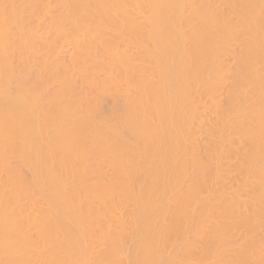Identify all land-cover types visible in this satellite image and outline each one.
I'll use <instances>...</instances> for the list:
<instances>
[{"label":"bare ground","instance_id":"1","mask_svg":"<svg viewBox=\"0 0 264 264\" xmlns=\"http://www.w3.org/2000/svg\"><path fill=\"white\" fill-rule=\"evenodd\" d=\"M0 264H264V0H0Z\"/></svg>","mask_w":264,"mask_h":264},{"label":"rangeland","instance_id":"2","mask_svg":"<svg viewBox=\"0 0 264 264\" xmlns=\"http://www.w3.org/2000/svg\"><path fill=\"white\" fill-rule=\"evenodd\" d=\"M70 48V47H69ZM69 48H67V49H69ZM65 49V48H64ZM66 50V49H65ZM70 51L69 52H72L71 51V48L69 49ZM65 52H67V51H65ZM65 52H64V50H63V53L61 54V55H63L62 56V59H63V61L64 62H66V59L65 58H67L68 57V52L66 53L67 55L65 56ZM60 55V56H61ZM71 55V54H70ZM69 55V56H70ZM64 57V58H63ZM61 58V57H60ZM34 72H36V70L34 71ZM58 72H59V74H62V67H60L59 69H58ZM37 73V72H36ZM37 75V74H36ZM76 76V75H75ZM75 79V82H76V85L78 86V81H77V79L76 78H74ZM85 88V87H84ZM87 88V87H86ZM88 90H89V88H87ZM88 90H87V92H88ZM91 91H93V90H91L90 89V91L88 92L89 94H86V95H89V96H87V99H89V97H90V93H92ZM93 95H94V97H97L98 95H96L95 96V94H94V92H93ZM91 99H92V94H91V97H90ZM103 99V98H102ZM113 99V100H112ZM90 100V99H89ZM107 100V101H106ZM119 101V99L117 100V99H114V98H105L104 100H102L101 102L103 103V105L101 104V111L105 114V115H103V113H102V116H106L107 117V120H109L112 124H115L116 122L115 121H117V117H115V115L116 114H119V113H116L117 111L119 112V110H117L116 111V109H120V101ZM120 103V104H119ZM113 104V105H112ZM118 104H119V106H118ZM105 106V107H104ZM107 107V108H106ZM109 107V108H108ZM111 107V108H110ZM114 109V112L112 113V111L111 110H113ZM105 111V112H104ZM115 114V115H114ZM109 115V116H108ZM118 116V115H117ZM105 117V118H106ZM113 117V118H112ZM109 122V123H110ZM110 123V124H111Z\"/></svg>","mask_w":264,"mask_h":264}]
</instances>
